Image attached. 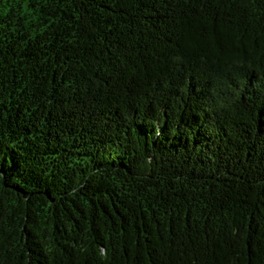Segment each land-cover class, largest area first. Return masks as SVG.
<instances>
[{"label":"trees","instance_id":"obj_1","mask_svg":"<svg viewBox=\"0 0 264 264\" xmlns=\"http://www.w3.org/2000/svg\"><path fill=\"white\" fill-rule=\"evenodd\" d=\"M0 264H264V0H0Z\"/></svg>","mask_w":264,"mask_h":264}]
</instances>
